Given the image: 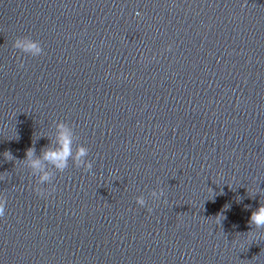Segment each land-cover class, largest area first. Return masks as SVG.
Segmentation results:
<instances>
[{
  "label": "water",
  "instance_id": "95a60500",
  "mask_svg": "<svg viewBox=\"0 0 264 264\" xmlns=\"http://www.w3.org/2000/svg\"><path fill=\"white\" fill-rule=\"evenodd\" d=\"M60 120L92 168L37 185ZM5 151L0 264H264V0H0Z\"/></svg>",
  "mask_w": 264,
  "mask_h": 264
},
{
  "label": "clouds",
  "instance_id": "9594fccd",
  "mask_svg": "<svg viewBox=\"0 0 264 264\" xmlns=\"http://www.w3.org/2000/svg\"><path fill=\"white\" fill-rule=\"evenodd\" d=\"M13 46L32 56H38L43 52L40 42L29 36H20L15 38ZM55 127V146L45 148L42 152V159L34 157L33 148L29 147L25 150L27 164L32 169V173L36 176L37 185L50 182L54 175L51 170L45 167L42 161L48 162V164H50L54 169L59 171H63L68 167L70 159L78 166L82 165L85 170H90L92 168V161L84 159L88 155V148L83 144L76 145L75 148L73 147L74 135L72 127L63 120L56 121ZM0 155H3L5 159L12 158V154L8 151H5ZM35 190L41 195L44 194L40 187H36ZM162 195V190L158 191L154 189L151 192V196L153 198L158 199ZM135 200L136 203L141 206H144L146 203L143 195L136 196ZM224 208L228 209L230 208V205H227ZM4 210L5 199L0 196V216L3 215ZM223 218L224 213L222 211L217 219V223L219 224ZM248 223L256 229L264 228V198H262L258 206L251 211ZM248 234L250 237L255 235L252 231H249Z\"/></svg>",
  "mask_w": 264,
  "mask_h": 264
}]
</instances>
